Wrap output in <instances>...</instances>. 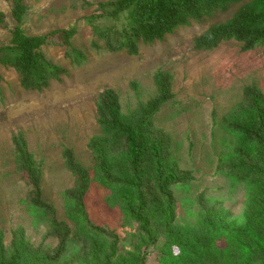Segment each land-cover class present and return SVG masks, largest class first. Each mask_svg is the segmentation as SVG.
<instances>
[{"label":"rangeland","instance_id":"rangeland-1","mask_svg":"<svg viewBox=\"0 0 264 264\" xmlns=\"http://www.w3.org/2000/svg\"><path fill=\"white\" fill-rule=\"evenodd\" d=\"M108 1L113 0H25L28 10L22 27L28 36L76 28L70 47H43L47 59L68 70L49 89L24 90L16 71L0 62L3 76L0 83V259L3 257L4 262H10L18 252V258L26 264L29 247L34 252L49 251L58 244L57 238L45 239L48 222L39 210L27 203L29 186L19 173L12 140L19 131L25 133L30 152L38 161H43V197L54 205L60 218L77 231L78 224L67 216V202L63 197L65 190L74 186V178L63 158L65 148L70 147L91 174L92 182L85 197L91 224L109 229L121 240L136 233V224L129 223L124 207L115 204L114 197L111 199L113 189L99 181L89 144L94 136L101 134L96 112L99 93L106 88L114 89L120 96L123 114L129 117L140 102L148 101L155 94L154 74L158 70L174 75L176 100L175 105L165 106L155 121L172 134L182 168L192 170L195 177L191 184L175 189L178 232L187 235L205 230L199 207L201 193H206L211 202H223L228 234L246 237L264 232V192L261 190L264 177L259 172L245 181L228 179L230 155L224 164L219 159L226 149L227 136L213 123L214 116L221 119L242 100L245 87L257 83L264 93V46L243 52L241 44L230 41L211 52L194 49L195 37L230 19L242 4L203 22L193 21L164 41L141 45L137 55H130L125 51L107 50L104 38L96 33L98 22L92 17H98L102 12L99 4ZM0 9L7 17V28L0 26V48H3L10 45L11 29L16 24L12 17L13 0H0ZM75 50L85 56L80 66L72 63L75 55L67 56L68 51L74 54ZM220 168L223 170L219 171ZM260 169L264 170V166ZM80 235L84 239L89 237L83 232ZM164 242L161 239L158 248L149 247L146 264H160V248ZM127 244L121 246L114 264H134L129 261L133 249ZM84 246L73 245L62 264H72L75 256L87 250ZM220 260L221 264H228V260Z\"/></svg>","mask_w":264,"mask_h":264},{"label":"trees","instance_id":"trees-1","mask_svg":"<svg viewBox=\"0 0 264 264\" xmlns=\"http://www.w3.org/2000/svg\"><path fill=\"white\" fill-rule=\"evenodd\" d=\"M239 4L242 6L230 19L195 37L194 49L211 52L230 41L241 44L243 52L263 47L264 0H113L100 3L102 12L92 20L98 22L96 33L104 38L107 50L137 55L141 45L164 41L193 21L203 22ZM27 10L25 0H13L12 17L16 24L11 29L10 45L0 48V62L16 71L24 90L42 92L54 80L61 81L68 74L66 68L46 58L43 47H70L76 28L28 36L22 27ZM6 20L0 9V26L7 28ZM73 55L72 63L82 65L85 56L76 50L74 54L68 51L67 56ZM173 82L171 72L156 71L155 94L140 102L129 117L123 114L120 96L114 89L106 88L99 93L96 112L101 134L91 139L89 147L99 181L113 189L111 199L114 197L113 202L124 207L129 223L136 224V233L129 234L125 240L107 228L91 224L85 205L91 174L76 159L73 148L66 147L63 153L74 178V186L65 190L63 197L67 216L78 224L77 231L44 199L43 161L30 152L25 133L19 131L13 136L18 170L29 186L27 203L48 222L45 239H58L53 250L34 252L29 247L26 251L31 257L25 253L26 264H62L69 257L71 247L77 244L85 245L87 250L75 256L72 264H114L126 243L133 249L129 261L146 264L149 247L158 248L161 239L165 242L160 248V264H221V258L228 260V264H264V232L246 237L228 234L223 202L207 200L206 193L199 196L205 230L187 235L178 232L175 189L191 184L195 180L194 172L182 168L172 134L155 121L165 106L175 105ZM213 123L227 136L226 149L219 159L224 164L230 155L228 179L245 181L259 172L264 177V170L260 169L264 166V93L258 84L245 87L242 100L221 119L214 116ZM212 135L215 136L214 130ZM261 190L264 192V183ZM80 232L89 237H80ZM18 254L12 255L10 262H4L2 257L0 263L23 264Z\"/></svg>","mask_w":264,"mask_h":264}]
</instances>
